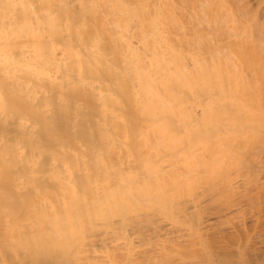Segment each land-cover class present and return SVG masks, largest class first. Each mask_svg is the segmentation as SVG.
<instances>
[{
    "label": "bare ground",
    "instance_id": "1",
    "mask_svg": "<svg viewBox=\"0 0 264 264\" xmlns=\"http://www.w3.org/2000/svg\"><path fill=\"white\" fill-rule=\"evenodd\" d=\"M0 264H264V0H0Z\"/></svg>",
    "mask_w": 264,
    "mask_h": 264
}]
</instances>
